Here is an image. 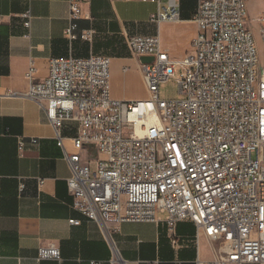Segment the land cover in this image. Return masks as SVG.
<instances>
[{"label":"built area","instance_id":"obj_1","mask_svg":"<svg viewBox=\"0 0 264 264\" xmlns=\"http://www.w3.org/2000/svg\"><path fill=\"white\" fill-rule=\"evenodd\" d=\"M88 2L67 0L64 34L71 41L92 40V29L78 30ZM179 16L178 5L169 3L150 20ZM23 17L29 27L30 12ZM193 21L196 35L180 60L162 49L158 34L128 37L132 54L152 57L141 65L146 98L111 96V60L103 54L49 58L39 79L31 63L26 95L39 102L63 149L73 206L107 232L113 224L157 221L162 214L170 227L190 217L221 242L213 260L196 264H263L264 13L253 26L248 0H197ZM177 68L178 96L161 97L160 86ZM65 122L78 126L73 153L60 135ZM23 145L19 139L20 155ZM89 145L96 151L93 165L81 156ZM37 258L61 261L60 248L40 245Z\"/></svg>","mask_w":264,"mask_h":264},{"label":"crops","instance_id":"obj_2","mask_svg":"<svg viewBox=\"0 0 264 264\" xmlns=\"http://www.w3.org/2000/svg\"><path fill=\"white\" fill-rule=\"evenodd\" d=\"M169 3L178 5L179 20L159 24L150 20L151 14ZM196 6L197 0H160L159 4L89 0L78 30L92 29V40L71 41L64 34L67 0H0V264H91L93 260L101 264H196L217 256L221 242L207 236L190 217L170 227L162 214L157 221L113 224L107 232L75 208L67 187L71 169L63 149L39 102L26 95L29 80L25 73L31 63L39 79L47 75L49 58L103 54L111 60L113 98L148 97L143 62L130 51L128 37L158 34L162 49L171 59L180 60L196 35ZM26 12L31 14L29 27L24 24ZM258 12L264 13V0H248L253 26ZM77 129L73 122L60 127L70 153L75 152L72 139ZM19 139L24 144L21 155ZM81 156L93 165L96 151L89 145ZM39 180H43L40 186ZM51 242L60 248L61 261L39 260L38 247Z\"/></svg>","mask_w":264,"mask_h":264},{"label":"rangeland","instance_id":"obj_3","mask_svg":"<svg viewBox=\"0 0 264 264\" xmlns=\"http://www.w3.org/2000/svg\"><path fill=\"white\" fill-rule=\"evenodd\" d=\"M257 40L259 41L258 35ZM259 43V42H258ZM178 68L175 70V76L160 86V96L163 98H174L178 96V86L175 78L178 76Z\"/></svg>","mask_w":264,"mask_h":264},{"label":"water","instance_id":"obj_4","mask_svg":"<svg viewBox=\"0 0 264 264\" xmlns=\"http://www.w3.org/2000/svg\"><path fill=\"white\" fill-rule=\"evenodd\" d=\"M141 62L143 63H147V62H151L152 61V57L151 56H142L140 58Z\"/></svg>","mask_w":264,"mask_h":264}]
</instances>
